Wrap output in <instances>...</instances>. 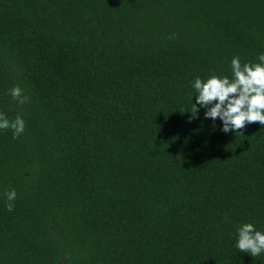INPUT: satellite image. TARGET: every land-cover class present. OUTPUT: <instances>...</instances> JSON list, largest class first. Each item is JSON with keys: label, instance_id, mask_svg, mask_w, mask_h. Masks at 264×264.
<instances>
[{"label": "trees", "instance_id": "1", "mask_svg": "<svg viewBox=\"0 0 264 264\" xmlns=\"http://www.w3.org/2000/svg\"><path fill=\"white\" fill-rule=\"evenodd\" d=\"M260 53L264 0H0V264H264V126L191 118Z\"/></svg>", "mask_w": 264, "mask_h": 264}, {"label": "clouds", "instance_id": "2", "mask_svg": "<svg viewBox=\"0 0 264 264\" xmlns=\"http://www.w3.org/2000/svg\"><path fill=\"white\" fill-rule=\"evenodd\" d=\"M258 62L241 63L239 56L231 59L232 77L210 75L206 80L196 77L192 87L195 103H192L191 118H196L200 108L205 109L204 117L222 122L224 133L242 130L251 123L264 126V53L257 57ZM9 95L19 105L28 102L29 97L17 85L9 90ZM199 106V107H197ZM26 124L22 116L9 119L0 113V130H11L13 139L24 133ZM5 207L11 212L15 207L17 193L9 189L4 193ZM236 248L239 252L257 257L264 253V232L256 230L252 223H243L237 228Z\"/></svg>", "mask_w": 264, "mask_h": 264}]
</instances>
